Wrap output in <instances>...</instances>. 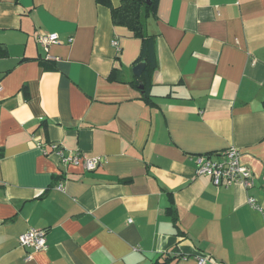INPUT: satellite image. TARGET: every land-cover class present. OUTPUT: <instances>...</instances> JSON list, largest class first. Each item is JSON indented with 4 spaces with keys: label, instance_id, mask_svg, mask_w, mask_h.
Segmentation results:
<instances>
[{
    "label": "crops",
    "instance_id": "1",
    "mask_svg": "<svg viewBox=\"0 0 264 264\" xmlns=\"http://www.w3.org/2000/svg\"><path fill=\"white\" fill-rule=\"evenodd\" d=\"M147 31L151 103L131 82L140 39L109 6L0 0V264H264V0H157ZM229 147L252 187L195 173ZM30 228L42 249L19 245Z\"/></svg>",
    "mask_w": 264,
    "mask_h": 264
},
{
    "label": "built area",
    "instance_id": "2",
    "mask_svg": "<svg viewBox=\"0 0 264 264\" xmlns=\"http://www.w3.org/2000/svg\"><path fill=\"white\" fill-rule=\"evenodd\" d=\"M57 41L56 33H48L37 36V42L44 47L50 43ZM112 45L117 51L120 50L118 39L112 41ZM40 146V143L38 144ZM41 152L44 155L54 153L61 163L79 164L82 163L83 167L88 170H94L100 166L103 161V156H84L77 152H65V149L58 143H50L49 149L44 145L40 146ZM195 173L197 175H208L212 183L218 186L222 183L241 182L245 188L252 187L253 175L251 170L240 162L239 151L236 147H229L224 152L222 160H212L208 155H198L195 161ZM264 180V172L261 175ZM57 190L62 189V183L55 185ZM247 202L255 208H259L256 200L253 197H248ZM45 230L30 228L18 236V243L22 247H29L35 250L42 249L45 245ZM207 260L204 257H198V264H206Z\"/></svg>",
    "mask_w": 264,
    "mask_h": 264
},
{
    "label": "trees",
    "instance_id": "3",
    "mask_svg": "<svg viewBox=\"0 0 264 264\" xmlns=\"http://www.w3.org/2000/svg\"><path fill=\"white\" fill-rule=\"evenodd\" d=\"M110 7L111 21L116 26H123L130 30L134 37L139 38L140 51L134 65L144 62L145 66L138 77L131 81L133 85L140 87L141 97L147 103H151L149 90L152 85V76L156 69L155 39L147 31V21L156 16L157 0H121L117 7H112L109 0H96ZM174 225L176 217L173 216Z\"/></svg>",
    "mask_w": 264,
    "mask_h": 264
},
{
    "label": "water",
    "instance_id": "4",
    "mask_svg": "<svg viewBox=\"0 0 264 264\" xmlns=\"http://www.w3.org/2000/svg\"><path fill=\"white\" fill-rule=\"evenodd\" d=\"M146 3H149V0H147ZM144 66H145V63L144 62H140V63L135 64L131 68L133 75L139 76L141 74Z\"/></svg>",
    "mask_w": 264,
    "mask_h": 264
}]
</instances>
